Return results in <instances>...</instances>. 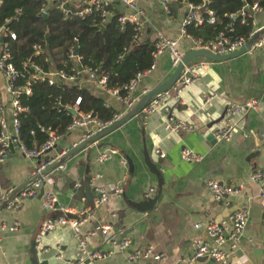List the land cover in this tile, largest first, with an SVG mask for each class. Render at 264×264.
<instances>
[{
  "label": "crops",
  "instance_id": "0c3cea01",
  "mask_svg": "<svg viewBox=\"0 0 264 264\" xmlns=\"http://www.w3.org/2000/svg\"><path fill=\"white\" fill-rule=\"evenodd\" d=\"M136 5L144 15L139 43H151L154 35L160 33L176 41L180 55L190 50L188 41L179 34L185 13L183 5L173 6L169 15L153 0H136ZM117 7L122 16L131 14L124 6ZM252 23L253 31L264 28V10L252 16ZM262 37L264 33L259 39ZM199 61L206 64L204 69L197 72L195 80L177 97L176 89H170L160 107L143 120L138 115L76 153L43 177L35 197L0 211V264H66L72 260L75 240L68 228H57L39 243L34 242L40 223L63 215V210L67 218L76 220L80 219L78 214L86 210L81 233L107 225L111 236L130 242V249L118 252L101 237H91L87 240L90 250L110 255L102 261L82 264H216L208 259L190 261L191 241L196 238L204 241L203 225L225 220L239 209L247 211L248 221L230 259L233 264H261L264 199L250 176L264 169V47H254L225 62L199 58L188 64L193 66ZM153 63L152 73L142 79L132 93L136 102L173 72L167 52ZM77 85L96 97L101 95L104 105L117 113L127 112L123 104L101 94L82 74ZM5 93L7 97L3 100L0 96V104L9 118V96L6 90ZM251 100L257 101L258 108L239 119L229 142H216L213 134L224 126L225 108L240 107ZM168 117L176 123H184L188 130L165 132L163 126ZM85 135V129L68 133L57 141L52 151L39 158L41 161L29 160L15 147H10L6 161L0 163V204L36 175L40 163L52 159ZM182 149L202 156V161L184 162L180 158ZM109 151L113 155L108 160L96 161L100 153ZM209 181L226 185L236 193L229 195L224 203H217L207 191ZM84 185L88 186L87 190ZM97 188L106 193L107 200L94 205ZM115 189L120 190L119 195L114 193ZM149 189L153 191L146 196ZM40 190L43 193L38 198ZM48 193L55 196L62 211L42 208L41 200ZM16 198L9 203L13 204ZM147 200H154L149 210L140 212L133 207ZM196 225L200 228L196 229ZM3 226H14L15 230H1ZM147 246L161 255L162 261L126 260L132 250Z\"/></svg>",
  "mask_w": 264,
  "mask_h": 264
},
{
  "label": "built area",
  "instance_id": "2783aa9c",
  "mask_svg": "<svg viewBox=\"0 0 264 264\" xmlns=\"http://www.w3.org/2000/svg\"><path fill=\"white\" fill-rule=\"evenodd\" d=\"M40 2V8L38 14L45 15L46 11L54 1L55 7L63 17H67L72 12L73 16L83 17L87 14H90L91 11H96L99 13L101 24L106 23L110 13L106 10V7L109 6L110 0H34ZM122 5L130 11L129 16H122L119 18V23L123 25L124 23L131 24L135 31L133 40L138 42V36L142 26L143 12L137 7L136 0H118ZM156 2L165 15L170 14V5L177 4L180 1V5L185 7V13L181 20L180 24V37L188 41L190 45V50H204L208 51L213 55H229L239 49H241L246 41L244 39H236L232 42L228 41L221 33H219L215 40L213 41H202L200 39H195L190 37L186 29L188 27H197L201 25L202 19L200 17V7L192 6L187 3H184L185 0H153ZM1 3V0H0ZM70 5L73 7V10H69L67 6ZM260 12V8L253 4L250 7H243L238 15L244 18L245 16L252 17L255 13ZM209 24H212L214 21V15L212 12H207ZM231 17V16H230ZM260 30V29H259ZM258 31V30H257ZM257 31L250 36L252 37ZM1 38H9L14 40V35L8 33L7 29L1 31ZM260 37V36H259ZM264 37L257 39L254 43L253 48L264 47ZM75 42V39H73ZM154 52L152 53L153 60L156 59L163 52H167L169 55V65L173 71L178 64L181 62L182 55H180L176 49V41L170 40L162 36L160 33H156L153 39ZM32 50L35 54L40 52V47L38 45H33ZM70 57H73L71 49L69 50ZM26 60L22 66L26 64L29 65L31 72L27 75L24 84L16 85L15 81L17 79H24V75L14 67L10 62V56L8 52V46L5 42L0 39V74L5 83V90L9 96V118H7L4 107L0 104V163L6 161L10 147H15L17 151L25 158L29 160H36L41 158L46 152H50L55 147L57 141L62 138L57 135L53 130L47 128H39L41 132L46 133L45 142L40 145L39 148L34 150H27L19 141L18 137V115L25 111V108L20 106L18 101V96L24 94L28 96L30 93L29 83L34 81H46L48 85L54 83H65V84H76L78 83L77 73H81L88 82H90L101 94L112 97L115 101L123 104L125 106V111H128L136 102L132 97V93L136 88L137 84L149 76L154 66H150L149 69L138 73L135 77L126 85L122 87V90L125 92V95L122 97L119 95V90L117 89H108L106 87V76L97 75L95 71L90 68L80 67L81 71L75 73L74 70H71V74H66L65 72L58 70L53 72H43L40 67L33 65ZM78 64H76L77 66ZM206 64L203 61H199L196 65L183 66L180 75L175 82L174 86L171 89H176V97L182 91V89L189 85L197 77V72L204 69ZM77 68V67H76ZM79 87V85H77ZM148 92V91H147ZM167 92L156 96L153 98L150 103L138 114L143 120L148 114L154 112L160 104L163 102V98L167 97ZM146 94L145 92L143 95ZM78 101L73 105H68L65 109L69 110L72 113L70 123L66 126V132H73L76 129H85L86 135L83 138H80L76 143L72 144L69 148L65 149L61 153L53 156L52 159L48 160L45 163H40L36 169V175H39L45 168L49 167L62 157H64L70 150L76 148L80 144L84 143L86 140L91 138L96 133H99L106 129L107 127L113 125L117 122L123 114L114 115L107 122H100L93 118L89 113H84L78 111L77 109ZM258 108L257 101L251 100L246 102L240 107H227L223 113L224 126L218 132L214 133V139L216 142H229L232 131L237 125L239 119H241L246 113L254 111ZM137 115V116H138ZM164 130L167 133H174L178 130L187 131L188 127L184 123H176L170 117L165 120ZM94 130V131H93ZM158 153V151H156ZM113 155L112 151L100 153L97 156L96 161L98 163H103L108 160ZM180 158L187 163H200L202 161V156L195 154L194 152L182 149L180 152ZM43 178L35 181L29 187L22 190L16 199H14L13 204H7V208L17 207L22 200L26 198H33L36 196L38 189L40 188L41 181ZM250 180L257 184L259 195L264 199V169L260 172H254L250 176ZM207 191L210 197L217 203H224L227 197L234 192L226 185L219 184L215 181L207 182ZM152 189H149L146 193V196L152 193ZM94 193L96 199L94 205H99L107 200V195L102 189H95ZM114 193L116 195L120 194L119 189H115ZM226 204V203H225ZM42 208L46 211H62L61 207H58L57 200L55 196L48 193L43 195L41 200ZM66 210H63V215L55 217L52 219H45L40 223L38 231L35 235L34 242L39 243L42 239L47 237L57 228H68L71 232L72 237L75 240V254L72 260L68 261L66 264H82L85 262H97L102 261L108 257L109 253H100L99 251H92L87 247V240L91 237H101L105 242H108V245L113 250L118 252H125L130 249V242L127 239H116L110 235V229L107 225L95 226L92 229L86 231L85 233L80 232V226L84 222V215L86 210L81 211L79 215V220L67 218L64 213ZM248 213L244 209H239L232 212L225 220L222 221H210L202 226L203 230L206 233V239L204 241L200 239H193L191 241L192 247V256L190 261H197L200 259H208L213 261L216 264H233L231 261V253L239 243L240 238L243 235L244 229L247 225ZM262 227L264 228V215L261 219ZM7 230L12 232L15 230L14 226L1 227V230ZM195 228H200V226H195ZM264 249V244L262 245ZM60 258V257H58ZM128 262L136 261H151L158 263L162 261V257L159 254L154 252V249L151 246H147L142 250L134 249L126 256ZM261 264H264V256L261 260Z\"/></svg>",
  "mask_w": 264,
  "mask_h": 264
},
{
  "label": "trees",
  "instance_id": "16d2710c",
  "mask_svg": "<svg viewBox=\"0 0 264 264\" xmlns=\"http://www.w3.org/2000/svg\"><path fill=\"white\" fill-rule=\"evenodd\" d=\"M187 4L200 7L201 25L188 27L187 34L202 41H213L221 33L228 41L244 39L246 42L254 33L252 17L238 15L245 6L256 4L260 11L264 10V0H185ZM123 7L118 0L112 1L106 10L110 16L101 24L99 13L91 11L83 17H63L53 6L45 15L38 14L40 2L34 0H1L0 29L14 35V40L0 39L8 46L10 62L23 75L17 79L16 85L24 84L31 72L28 62L41 68L43 72L61 70L71 74L80 67L90 68L97 75L106 76V87L119 90L124 96L122 87L129 83L136 74L146 71L153 63V43H139L133 40L136 34L128 23L121 25L119 18ZM170 5V12L173 6ZM205 5V10L201 11ZM69 10L73 7L68 5ZM207 12H212L214 21L207 22ZM231 16V17H230ZM75 39V42H73ZM33 45L40 47L35 54ZM75 56L70 57L69 50ZM81 73H77V78ZM28 96L20 94L18 101L25 111L18 115V137L27 150H34L42 145L47 136L39 128L51 129L60 137L70 135L66 126L70 123L72 113L65 109L78 101V111L89 113L100 122L109 121L118 114L114 109L104 105L101 95L95 96L88 89L76 84L54 83L46 81L29 83ZM39 161H41L39 159Z\"/></svg>",
  "mask_w": 264,
  "mask_h": 264
},
{
  "label": "water",
  "instance_id": "95a60500",
  "mask_svg": "<svg viewBox=\"0 0 264 264\" xmlns=\"http://www.w3.org/2000/svg\"><path fill=\"white\" fill-rule=\"evenodd\" d=\"M184 3H186V1H184ZM55 4V2L53 1L51 3V5L53 6ZM205 5L202 6L201 11H204ZM264 33V28L258 30L250 39L248 42H246L244 44V46L239 49L238 51L229 54V55H224V56H219V55H213L211 53H209L208 51H204V50H189L187 51L184 55H182V59L181 62L178 64V66L173 70V72L171 73L170 77L163 82L160 86L152 89L151 91H148L146 94H144L124 115H122V117L115 122L113 125L107 127L106 129H104L103 131L96 133L95 135H93L91 138H89L88 140H86L84 143L80 144L79 146H77L76 148L70 150L64 157H62L61 159H59L58 161H56L55 163H53L52 165H50L49 167L45 168L39 175H35L34 177H32L30 180L26 181L25 183H23L22 185H20L19 187H17L10 195L7 199H5V201H3L0 204V211L4 209V207H6V205L14 198L17 197L19 195V193L24 190L25 188H27L28 186H30L31 184H33L35 181H38L39 179L45 177L46 175H48L49 173H51L52 171H54L55 169H57L59 166L62 165V163L65 160H68L69 158H71L72 156H74L76 153L82 151L83 149L91 146L92 144L96 143L98 140H100L101 138L105 137L106 135L110 134L111 132H113L114 130L118 129L119 127H121L122 125H124L126 122H128L129 120L133 119L134 117H136L149 103L150 101L155 98L158 95H161L167 91H169L175 84V82L177 81L180 72L183 68V66H186L192 59L194 58H200V59H204L210 62H225L231 59H234L236 57H239L245 53H248L252 50L254 43L257 41V39L259 38L260 35H262ZM73 55L75 56V53H73ZM77 70L78 72L81 71V68L79 67V65H77ZM94 131V130H93ZM48 153V152H46ZM45 153V154H46ZM37 161L39 160V158L36 159ZM85 189H88L87 185H84ZM42 190L39 191V195L38 198H40L42 196ZM154 204V200H147L143 203H138L136 205H134L133 207L140 212H144L149 210L152 205ZM202 260V259H201Z\"/></svg>",
  "mask_w": 264,
  "mask_h": 264
},
{
  "label": "rangeland",
  "instance_id": "374dc122",
  "mask_svg": "<svg viewBox=\"0 0 264 264\" xmlns=\"http://www.w3.org/2000/svg\"><path fill=\"white\" fill-rule=\"evenodd\" d=\"M199 58H194L192 59L189 63H193V62H196ZM0 96L1 98L4 100L6 99L7 95L5 93V83H4V80L0 74Z\"/></svg>",
  "mask_w": 264,
  "mask_h": 264
}]
</instances>
